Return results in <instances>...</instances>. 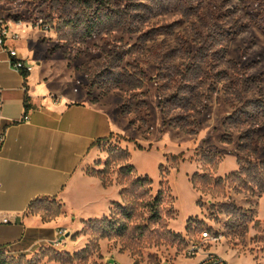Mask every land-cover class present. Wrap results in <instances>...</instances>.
Listing matches in <instances>:
<instances>
[{"label": "rangeland", "instance_id": "374dc122", "mask_svg": "<svg viewBox=\"0 0 264 264\" xmlns=\"http://www.w3.org/2000/svg\"><path fill=\"white\" fill-rule=\"evenodd\" d=\"M17 1L0 0V15L32 26L20 40L111 110L115 130L85 172L127 193L82 222L40 201L30 215L56 224L47 240L0 250V264H186L204 231L228 264H264V192L252 190L264 181V0ZM195 174L208 176L198 189ZM142 177L151 187L131 186ZM160 188L172 199L156 211Z\"/></svg>", "mask_w": 264, "mask_h": 264}, {"label": "crops", "instance_id": "0c3cea01", "mask_svg": "<svg viewBox=\"0 0 264 264\" xmlns=\"http://www.w3.org/2000/svg\"><path fill=\"white\" fill-rule=\"evenodd\" d=\"M25 27L32 33L31 25H23L20 35ZM37 43L28 35L12 44L26 63L38 64L25 77L0 47V217L10 220L0 224V250L22 251L47 240L56 224L30 215L32 203L56 201L82 222L107 215L119 202L111 199L118 188L105 187L85 172L98 142L115 130L111 110L76 88L65 66L54 69ZM118 258L108 257L107 264Z\"/></svg>", "mask_w": 264, "mask_h": 264}, {"label": "built area", "instance_id": "2783aa9c", "mask_svg": "<svg viewBox=\"0 0 264 264\" xmlns=\"http://www.w3.org/2000/svg\"><path fill=\"white\" fill-rule=\"evenodd\" d=\"M25 24L26 22L20 18L0 15V47L7 53L10 66L23 77L32 71V65L26 63L25 60L18 56L12 44L20 39L18 30ZM24 120H27L26 116ZM0 140H2L1 137ZM7 223H10L8 217H0V224ZM62 233V230H59L56 236L60 237ZM58 239L52 242L53 245H58ZM200 239V242L192 241L188 243L184 251L185 257L196 259L192 264H228V262L216 252L205 250L204 243L207 241L216 242L218 240L216 236H210L207 231H204Z\"/></svg>", "mask_w": 264, "mask_h": 264}, {"label": "trees", "instance_id": "16d2710c", "mask_svg": "<svg viewBox=\"0 0 264 264\" xmlns=\"http://www.w3.org/2000/svg\"><path fill=\"white\" fill-rule=\"evenodd\" d=\"M14 1H16V0H14ZM92 20V19H91ZM90 20V22H88L89 24V26H88V28H87V30H88V35H87V37H90L91 36V32H90V29L92 28V26H91V24L93 23V22H97V21H99L98 19H95V20H93V21H91ZM25 77V76H24ZM24 102H27V98H25V101ZM29 109H30V107L28 106V105H26L25 106V114H27V112L29 111ZM241 146H242V144H240ZM237 161H238V163L240 162V161H242L240 158H238L237 159ZM260 166V164H256V165H254V167H259ZM245 170H250V168H248V169H245V168H243L242 166H240V168H239V170L238 171H236V172H234V173H231L228 177H231L233 180H235L236 179V177L235 176H241L242 175V173H246L247 171H245ZM132 171H134V168L132 167V166H130V165H128L127 166V168H126V172H132ZM208 178V176H206V174H202V175H199V174H195L194 176H193V178H192V182H193V186L195 187V188H197L198 189V187H197V185H196V182H197V179H200L201 181H203L204 182V180H206ZM254 180V179H253ZM220 182V180L219 179H217V180H215V183H219ZM253 182V181H252ZM102 184L104 185V186H108V185H110L109 183L107 184V183H105V182H102ZM151 185H152V181L149 179V178H147V177H142V178H136V180H134L133 182H132V184H131V186H137V187H144V186H147V187H151ZM237 188H238V186H237ZM254 189H257L258 191H261V192H264V181H261V180H257V181H255V183H254V186H253V189L252 190H254ZM250 190V189H249ZM126 193H127V190H125V189H121V191H120V196L122 197V199L123 198H125V195H126ZM163 194H166L168 197H170V199H172V196H171V194H170V192L168 191V189L167 188H160L159 190H158V192H157V194H156V196H155V198L153 199V201H152V208L153 209H155L156 208V206L158 205V202H160V200H161V198L163 197ZM39 203V202H38ZM38 203H32L31 205H30V211H31V214H33V212H32V210H33V208L35 207V206H37V204ZM114 205H116V206H120V204H119V202H114L113 204H112V206H114ZM39 208L37 207V210H38ZM36 210V212H38ZM156 211H157V208H156ZM156 216V215H155ZM157 216H158V214H157ZM44 220L46 221L47 219H45L44 218ZM89 220H92V219H89Z\"/></svg>", "mask_w": 264, "mask_h": 264}]
</instances>
